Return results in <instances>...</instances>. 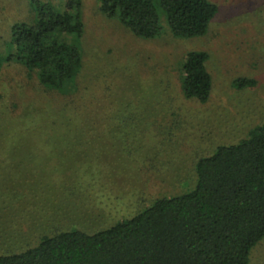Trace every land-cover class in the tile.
<instances>
[{
	"label": "rangeland",
	"instance_id": "obj_1",
	"mask_svg": "<svg viewBox=\"0 0 264 264\" xmlns=\"http://www.w3.org/2000/svg\"><path fill=\"white\" fill-rule=\"evenodd\" d=\"M40 1L66 7V0ZM210 1L218 11L204 36L174 37L162 14V35L141 39L104 15L99 0H82L79 113L72 119L53 107L67 103L65 96L45 90L20 63L4 62L0 253L34 246L58 230L92 233L187 191L198 159L239 142L263 120L264 0ZM32 2L0 0L1 57L9 54L13 26L36 22ZM190 50L210 55L214 84L207 102L182 91L179 66ZM239 78L256 85L238 88ZM46 112L57 114L60 128L26 129ZM67 119L75 123L64 127ZM36 170L49 171L44 182L60 180L63 187L48 183L36 191ZM249 264H264V239Z\"/></svg>",
	"mask_w": 264,
	"mask_h": 264
},
{
	"label": "trees",
	"instance_id": "obj_2",
	"mask_svg": "<svg viewBox=\"0 0 264 264\" xmlns=\"http://www.w3.org/2000/svg\"><path fill=\"white\" fill-rule=\"evenodd\" d=\"M99 3L104 15L119 19L141 39L162 35V14L174 37L204 36L218 11L210 0ZM32 4L37 20L13 26L9 54L0 56V73L6 60L20 63L45 90L65 96L67 103L53 107H59L62 117L75 118L79 106L74 97L79 94L77 80L83 65V2L66 0L64 10L51 2L33 0ZM209 58L205 50L183 55L179 70L186 98L210 99L214 82ZM235 84L243 89L256 81L239 78ZM73 123L62 120L64 127ZM49 126L60 128L57 114L46 112L26 129L46 131ZM48 173L36 170L40 180L36 191L48 185L44 182ZM195 173V184L187 191L158 198L132 217L92 233L58 230L34 246L0 253V264H249L252 248L264 239V118L239 142L219 145L198 159ZM49 184L54 188L64 183Z\"/></svg>",
	"mask_w": 264,
	"mask_h": 264
}]
</instances>
